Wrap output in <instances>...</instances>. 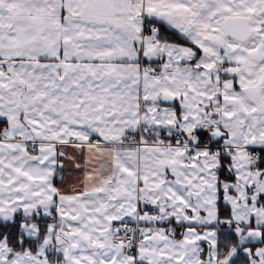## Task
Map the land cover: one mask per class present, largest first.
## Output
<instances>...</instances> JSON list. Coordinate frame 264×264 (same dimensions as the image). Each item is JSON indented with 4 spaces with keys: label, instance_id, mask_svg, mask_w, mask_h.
I'll use <instances>...</instances> for the list:
<instances>
[{
    "label": "snow or ice",
    "instance_id": "1",
    "mask_svg": "<svg viewBox=\"0 0 264 264\" xmlns=\"http://www.w3.org/2000/svg\"><path fill=\"white\" fill-rule=\"evenodd\" d=\"M0 264H264V0H0Z\"/></svg>",
    "mask_w": 264,
    "mask_h": 264
}]
</instances>
